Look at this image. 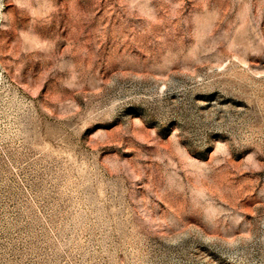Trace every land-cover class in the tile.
<instances>
[{
    "label": "rangeland",
    "instance_id": "374dc122",
    "mask_svg": "<svg viewBox=\"0 0 264 264\" xmlns=\"http://www.w3.org/2000/svg\"><path fill=\"white\" fill-rule=\"evenodd\" d=\"M0 264H264V0H0Z\"/></svg>",
    "mask_w": 264,
    "mask_h": 264
}]
</instances>
